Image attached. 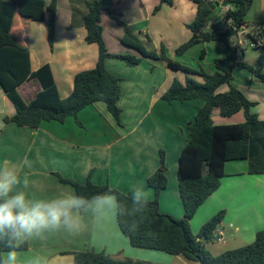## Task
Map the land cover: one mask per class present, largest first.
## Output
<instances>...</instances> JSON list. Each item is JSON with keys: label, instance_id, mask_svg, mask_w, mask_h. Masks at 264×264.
Wrapping results in <instances>:
<instances>
[{"label": "crops", "instance_id": "crops-1", "mask_svg": "<svg viewBox=\"0 0 264 264\" xmlns=\"http://www.w3.org/2000/svg\"><path fill=\"white\" fill-rule=\"evenodd\" d=\"M50 1L45 0L46 4ZM88 1H58L53 49L48 43L46 18L29 21L27 26L17 18L12 29L14 37L30 51L32 71L50 65L62 99L73 92L76 74L93 69L98 61L97 45L86 42V29L79 24L80 15L86 12L85 4ZM210 1L216 4V9L208 19L211 23L207 24V28L220 21L227 9H232L223 0ZM114 2L116 19H123L122 22L134 26L142 40L147 36L151 38V42L144 41L146 46L159 52L160 47L165 45L170 59L184 63L188 53L180 58L175 51L191 38L192 33L187 26L197 14V5L192 0H175L172 6L163 4L156 14L154 9L160 5V0ZM73 6L79 13L75 27L72 26ZM116 19L103 14V36L111 54H126L131 51L121 44L123 28ZM246 21L249 24L264 22V0H254ZM247 31L245 28L241 32ZM111 40L115 44L120 43V50H111ZM213 43L205 44L206 48L216 51L214 64L215 59L226 56V47L221 42ZM105 66L111 74L121 79L118 105L122 109V125L117 123L103 102L86 107L79 112L77 119L69 117L63 123L44 122L36 129L21 127L13 122L5 123L4 119L13 117L16 109L0 85V164L17 166L21 181L25 177L29 180V187L25 189L21 184L19 190L25 191L34 200L76 194L72 186L62 184L55 174L80 184H86L91 174L90 180L95 185H109L131 196L133 191L142 188L151 201L154 199V190L147 181L158 170L160 151L164 150L168 185L161 193L159 208L165 214L182 219L184 207L179 192L178 162L188 139L187 123L194 119L203 101L168 103L162 99L174 79L185 82L182 73L169 68L162 59H145L138 66L129 67L121 59L107 58ZM210 69L209 72H213L212 67ZM232 84L256 103L252 111L264 120V82L252 78L247 69L236 66ZM18 90L23 99L30 102L41 90V85L32 80L21 85ZM228 90V85L219 88L221 93ZM212 118L216 125L245 121L242 111L231 117H222L217 109ZM225 173L219 189L200 206L191 220L192 230L197 233L214 215L225 210V218L218 232L221 231L226 237L225 225L237 235L232 243L237 244L240 238L246 244L253 243L264 225V176L250 175L246 161L227 162ZM250 193H253V198ZM80 216L83 228L78 233L61 229L47 232L42 237L33 236L18 241L19 244L28 243L27 249L15 251L18 264H33L36 260L40 264H74L71 253L87 250L152 264H172L176 260L183 262L167 253L133 247L119 229L117 214H95L81 210ZM223 242L226 244L225 239ZM240 247L235 246L231 250ZM184 264L200 262L188 261Z\"/></svg>", "mask_w": 264, "mask_h": 264}, {"label": "trees", "instance_id": "trees-1", "mask_svg": "<svg viewBox=\"0 0 264 264\" xmlns=\"http://www.w3.org/2000/svg\"><path fill=\"white\" fill-rule=\"evenodd\" d=\"M58 1L51 0H0V85L16 113L6 117L5 123H15L21 127L39 128L44 122L63 123L69 117L77 119L80 111L96 103L103 102L119 125H122V109L118 102L121 98V79L111 74L105 66L107 58L123 60L127 66L135 67L144 59L158 58L167 62L169 68L185 74V82L174 79L169 89L162 95L168 103H181L202 100L193 120L187 123L188 139L181 151L178 162V184L184 207V217L176 219L161 212L159 199L167 188V166L165 151H160L158 170L148 178V186L154 190V199L147 208L137 211L132 196L109 185H95L88 176L86 184L55 174L62 184L74 188L76 195L91 198L97 193H111L120 204L117 223L121 232L130 240L133 247L156 250L187 261L203 264H264V229L256 234L255 241L244 247L227 251L221 255H212L205 246L209 241L217 240V233L223 224L226 211L222 210L208 220L198 235L191 229V220L200 206L214 193L226 175L225 165L231 161H246L250 175L264 176V120L252 111L256 106L243 92L232 84L233 71L241 66L252 76L264 82V22L249 24L246 15L254 0H223L232 9L224 13L223 18L207 28L208 19L216 9L210 0H192L197 5L195 20L187 27L191 38L178 47L177 56L183 55L200 43L221 42L226 47V56L214 60V71L193 70L171 60L162 45L160 53L149 50L146 41L136 33L134 26L116 19L114 0H90L86 2V12L80 15V25L86 29V42L98 47V61L93 69L76 74L74 90L69 97L59 95L49 64L37 71L31 69L30 51L12 34L17 18L26 26L32 20H47L48 43L53 49L57 26ZM175 0H160L154 9L158 13L161 5L172 6ZM115 18L123 28L121 44L133 53L111 54L103 36L102 16ZM76 12L73 11L72 26L77 25ZM249 28L245 37L259 56L254 66L238 58L235 49L240 48L239 39L234 32ZM205 51H202V57ZM193 76H198V81ZM36 80L41 85L34 99L27 102L19 93V87L26 82ZM228 85L229 90L219 92V88ZM222 117H231L243 112L245 121L238 124L216 125L212 115L215 110ZM80 124V122L78 121ZM205 238V241H201ZM28 243L0 238V255L8 251L25 250ZM74 264H152L132 258H115L105 252L94 250L76 251Z\"/></svg>", "mask_w": 264, "mask_h": 264}, {"label": "clouds", "instance_id": "clouds-1", "mask_svg": "<svg viewBox=\"0 0 264 264\" xmlns=\"http://www.w3.org/2000/svg\"><path fill=\"white\" fill-rule=\"evenodd\" d=\"M29 187L27 177L21 181L16 165L0 164V238L20 241L42 237L52 231L66 230L78 233L83 228L81 210L95 214H119L120 204L111 193H97L91 198L66 194L50 199H30L19 186ZM137 211L148 207V194L142 188L132 193ZM0 264H18L17 253L8 251L0 255ZM33 264H40L39 260ZM47 264V262H46Z\"/></svg>", "mask_w": 264, "mask_h": 264}, {"label": "rangeland", "instance_id": "rangeland-1", "mask_svg": "<svg viewBox=\"0 0 264 264\" xmlns=\"http://www.w3.org/2000/svg\"><path fill=\"white\" fill-rule=\"evenodd\" d=\"M72 10L74 12H76V15H78V11L76 10V8L73 6ZM120 21H122L123 19H119ZM208 23H211L210 21H208ZM248 31H249V28H247ZM107 34H109V30L107 31ZM114 34V33H113ZM144 41H146L145 38H143ZM110 44H111V50H120L119 47H120V43H116L111 40L109 41ZM242 43V45H239L240 48H238V58H240V60H245L246 62H249V64H252L253 66L255 65L256 63V60L258 59V56H259V50L258 49H254L251 45H250V41H248L245 37V33H242L240 32V38H239V44ZM211 45L214 44L213 42L210 43ZM182 45V44H181ZM180 45V46H181ZM165 46V45H164ZM179 46V47H180ZM197 46H200V47H193L191 48V52H185L183 55L181 56H177V57H184L185 54L186 57L184 59V63H182L181 61H179L178 59H174L181 62L182 65L190 68V69H193V70H200V69H204L206 71L209 72L210 67H212V70L214 71V64H213V59L216 58V51L214 48H206V44L205 43H200L199 45ZM205 47V48H204ZM147 48L149 50H155L153 47L151 46H147ZM161 49V47H160ZM205 51V56L202 57V51ZM157 52V51H156ZM129 53V52H127ZM130 53H133V52H130ZM158 54L160 53V50L159 52H157ZM244 54L246 55V58H244ZM145 60V59H144ZM149 60H152V59H149ZM157 60H161L160 58L156 59ZM172 60V59H171ZM176 62V61H175ZM158 63V62H157ZM180 63V64H181ZM159 64V63H158ZM180 72V71H179ZM182 73L181 76H183L185 78V74L183 72H180ZM264 73V71H263ZM194 78H196L198 81H201V78L198 77V76H193ZM252 78H254L252 76ZM255 79V78H254ZM257 80V79H255ZM253 193H250V197L253 198L254 195H252ZM263 220H264V210H263ZM202 228V227H201ZM191 229H193L191 227ZM264 229V225L262 226V228L260 230H263ZM201 229H199V231L197 233H193L195 235H198L199 232H200ZM224 231L226 233V237H224V239L226 240V244L222 241H218V240H214V241H209L206 243V249L214 256H218V255H221L229 250H231L233 247L237 246V247H240V246H246L248 244H246V241L244 239H241L239 240V242L236 244V243H232V240L234 238H237V235L234 233V231L232 229H230L228 226H225L224 225ZM236 235V236H235ZM256 238V237H255ZM255 238H254V241H255ZM224 241V240H223ZM253 241V242H254ZM251 244V243H250ZM241 248V247H240ZM164 253V252H163ZM167 255V254H166ZM169 255V254H168ZM171 257L174 258V256L171 255ZM176 257V256H175ZM177 259H182L181 261L183 262H180L178 260H176L175 262H173L172 264H184V262L188 263L187 260H185L183 257H177Z\"/></svg>", "mask_w": 264, "mask_h": 264}, {"label": "built area", "instance_id": "built-area-1", "mask_svg": "<svg viewBox=\"0 0 264 264\" xmlns=\"http://www.w3.org/2000/svg\"><path fill=\"white\" fill-rule=\"evenodd\" d=\"M227 10H229V9H227ZM226 10V11H227ZM242 43H240V45H241ZM217 240L218 241H222L223 242V240H224V235H223V233L220 231V232H218L217 233Z\"/></svg>", "mask_w": 264, "mask_h": 264}, {"label": "water", "instance_id": "water-1", "mask_svg": "<svg viewBox=\"0 0 264 264\" xmlns=\"http://www.w3.org/2000/svg\"><path fill=\"white\" fill-rule=\"evenodd\" d=\"M234 37L239 39V32L238 31H235L234 32ZM235 52L237 53V49H235ZM201 241H205V238H201ZM200 264H203L202 262H200Z\"/></svg>", "mask_w": 264, "mask_h": 264}]
</instances>
